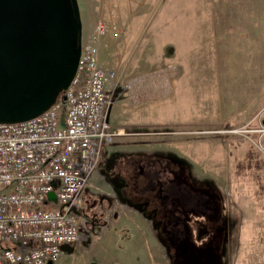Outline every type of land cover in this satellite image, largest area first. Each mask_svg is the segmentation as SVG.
Segmentation results:
<instances>
[{
  "label": "rangeland",
  "instance_id": "obj_1",
  "mask_svg": "<svg viewBox=\"0 0 264 264\" xmlns=\"http://www.w3.org/2000/svg\"><path fill=\"white\" fill-rule=\"evenodd\" d=\"M214 3L208 13L206 0H79L84 30L90 31L83 42L91 40L100 21L109 27L99 41V59L116 74L112 104L130 98L138 106L134 124L112 126L117 134L104 147L94 181L82 194L86 239L59 264H134L125 249L108 241L117 221L115 210L126 201L143 207L155 222L157 239L165 245L171 264H234L233 246L230 257L224 245L234 233L241 242L236 264H264V128L238 126L223 117L232 115L234 107L220 101L219 78L232 87L233 70L228 61L219 70L218 49L223 47L227 60L232 57L227 54L233 45L232 22H212L207 33L203 20L210 14L215 20L222 15L230 21L233 10L232 0ZM218 25L225 27L222 33ZM150 111L155 112L153 118L137 117ZM141 157L160 160L176 177L164 185V209L173 203L181 209L175 198L182 193L181 185L188 194L184 207L200 212L215 203L222 208L226 217L222 255L213 247L216 237L210 221H205L209 237L200 236V228L196 237L194 226H202V213L191 217L194 225H187L185 236L174 233L177 242L163 232L160 224L167 211L161 201L150 191L135 192L148 184L154 191L158 186L154 174L160 167L152 166L154 174H141L145 168L136 161ZM174 157L175 163L170 162ZM169 229L167 220L164 230ZM117 241H125L123 233Z\"/></svg>",
  "mask_w": 264,
  "mask_h": 264
},
{
  "label": "built area",
  "instance_id": "obj_2",
  "mask_svg": "<svg viewBox=\"0 0 264 264\" xmlns=\"http://www.w3.org/2000/svg\"><path fill=\"white\" fill-rule=\"evenodd\" d=\"M108 32L100 21L83 43L61 99L29 120L0 123V264H55L64 246L86 239L82 194L117 134L108 120L116 74L99 61Z\"/></svg>",
  "mask_w": 264,
  "mask_h": 264
},
{
  "label": "water",
  "instance_id": "obj_3",
  "mask_svg": "<svg viewBox=\"0 0 264 264\" xmlns=\"http://www.w3.org/2000/svg\"><path fill=\"white\" fill-rule=\"evenodd\" d=\"M82 43L77 0H0V123L49 109L71 85Z\"/></svg>",
  "mask_w": 264,
  "mask_h": 264
},
{
  "label": "crops",
  "instance_id": "obj_4",
  "mask_svg": "<svg viewBox=\"0 0 264 264\" xmlns=\"http://www.w3.org/2000/svg\"><path fill=\"white\" fill-rule=\"evenodd\" d=\"M77 1L79 4V0ZM214 1H217V5H220V0H206L204 12L209 13V7L216 4ZM79 10L82 20L83 40L85 36L90 35V31L84 30L80 4ZM232 10L233 14L230 21L222 15H218L215 20V17L213 18L210 14H207V20H203V31L207 33L211 29L210 23L212 22L216 21L220 24L232 22L233 45L232 50L227 52L232 57L227 60L222 54L223 47L218 49L219 70L222 71L227 67V61L231 63L228 64L233 70L232 87L231 84H224V81L219 78V86L223 88L219 94L220 101L224 104L232 103L234 107L232 115L230 112L223 117L224 119H233L238 126L253 124L264 128V0H232ZM224 28V26L218 25V32L222 33ZM120 93L121 91L118 89L117 96H120ZM137 106L132 103L130 98L119 99L109 110L111 125L134 124L131 120L134 118L133 112ZM150 112V115L140 114L137 117L153 118L152 113L154 111ZM261 132H264V130ZM111 173L115 174L114 172ZM116 175L120 176L119 174ZM121 180L125 182L124 187H127L125 179L122 177ZM126 202L115 210L117 221L113 230L108 233V235L111 234L108 241L116 244L117 248L125 249L124 253L131 256L129 261L134 264H171L165 245L157 239L155 222L146 215L143 207ZM236 229H238V225L235 223L234 232H236ZM122 233L125 241L118 242L117 235L120 237ZM235 234L233 239L226 240L224 244L228 248L226 254L229 256L231 255L229 249L233 246L234 264H236L235 259L238 257L239 243H241L237 238V240L235 239ZM74 252L75 250L72 253ZM67 253L70 252L64 250L55 264H59L61 257ZM226 254H223L225 260L227 259ZM49 264L53 263L49 262Z\"/></svg>",
  "mask_w": 264,
  "mask_h": 264
},
{
  "label": "flooded vegetation",
  "instance_id": "obj_5",
  "mask_svg": "<svg viewBox=\"0 0 264 264\" xmlns=\"http://www.w3.org/2000/svg\"><path fill=\"white\" fill-rule=\"evenodd\" d=\"M175 157L174 158H169L170 162H174L175 163ZM138 163L141 164L142 167L145 168V171L141 174H154L153 173V169L152 166H158L160 167V170H158L159 172H157L156 174H154L157 177V188L154 191L151 186L148 184L147 187H143L142 189H138V192L140 194H143V191H150L151 193H153V195L155 196V198H158L159 201H161L162 204V209L167 211V214L163 220V222L160 224L161 229L163 230V232L169 233L170 238L172 241L177 242L178 238L175 237L174 238V233H178L179 237H183L187 234V232H189L188 230H186V227L189 223L193 224V221H191V217L194 216V214H199L202 213L204 216V218H201L197 216L198 219L202 220V226L200 225V227L198 225H195V233H196V237L199 236V228L201 230H203V234L200 236H208L209 237V233L206 230V222L205 221H210V223L213 225L212 230L214 233V236L216 238L212 239L211 241H213V243L215 244L213 247L215 248V251L217 252V254L222 255V251H220L221 249V242L220 241L221 237H222V232H223V225L225 223L226 217L225 215L222 213L221 214V210L222 208H220L219 206H215V203H213V207L210 208L209 204H206V208H204V210L200 211L197 209H194L193 211L191 209H188L184 206L185 205V197H188L187 193L185 192L184 189V185H181L180 187L182 188V193H179V195H175V198H177L179 200L181 209L179 210V208L177 207V204L173 203L172 207L169 209H164V199L166 194L164 193V185L165 184H172L176 177L175 175L170 171L169 167L163 163H161L160 160H152L150 157H141L138 160H136ZM152 169V171H151ZM134 170L136 172V169L134 167ZM155 170V169H154ZM142 188V187H141ZM187 191V190H186ZM186 196H185V195ZM85 205V203H84ZM86 206V205H85ZM204 219V220H203ZM167 220L169 221L170 224V229L169 231H165L164 230V226L167 223ZM186 220V222H185ZM194 225V224H193ZM159 227V228H160ZM185 230V233H182V230ZM175 230V231H174ZM210 231V229L208 230ZM225 233V231H224ZM220 244V245H219Z\"/></svg>",
  "mask_w": 264,
  "mask_h": 264
},
{
  "label": "trees",
  "instance_id": "obj_6",
  "mask_svg": "<svg viewBox=\"0 0 264 264\" xmlns=\"http://www.w3.org/2000/svg\"><path fill=\"white\" fill-rule=\"evenodd\" d=\"M62 93L59 94V97L61 96Z\"/></svg>",
  "mask_w": 264,
  "mask_h": 264
}]
</instances>
